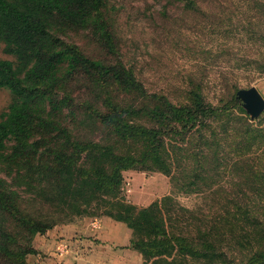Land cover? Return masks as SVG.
<instances>
[{"label": "rangeland", "instance_id": "obj_1", "mask_svg": "<svg viewBox=\"0 0 264 264\" xmlns=\"http://www.w3.org/2000/svg\"><path fill=\"white\" fill-rule=\"evenodd\" d=\"M47 25L68 46L107 66L117 58L100 45L106 31L109 32L119 59L133 69L147 92L163 95L173 104L190 105V91L196 86L201 88L205 101L218 106L227 104L239 88L253 86L264 98V0H191L190 3L103 0L99 13L88 9L79 12L74 23L51 19ZM61 48L60 41L49 39L43 50L49 56ZM0 59L18 62L4 51L1 39ZM34 62L32 58L18 76L34 79L30 72ZM94 77L79 65L69 66L68 54H64L61 61L53 63L39 77L41 83L51 86L56 98H63L62 105L53 111L39 97L32 102L33 109L64 126L75 140L97 141L138 156L144 149L141 141H119L93 110L108 113L109 106L103 101L107 97L116 109H127L123 116L129 122L160 126L147 113L155 103L118 86L100 87ZM13 99L12 92L1 87L0 111L7 112ZM214 116H222L209 120L210 130L216 133L213 138L218 145L216 151H209L208 158L203 160L194 155L190 159L181 158L184 153L176 150L179 154L173 155L176 167L172 173L178 179L175 187L170 174L152 164L136 162L121 171V184L115 196L98 191L94 197L103 199L99 205L93 200L75 207L68 203L70 194L63 190L69 182L65 176L54 180L37 177L32 170H26V155L14 160L5 158L14 144L12 138L6 139L0 148V177L18 192L19 211L23 215L47 218L53 223L50 229L76 226L74 232L80 248L86 255H93V264L246 262V256L264 251V109L252 117L241 103L228 113ZM168 132L165 149L170 147L173 136V132ZM42 135L51 146L50 152L62 148L61 140H49V134L34 132L28 140ZM44 148L40 145L34 155H27L40 162L44 159L41 152ZM81 157L80 165L85 160L84 151ZM181 167H185L182 172ZM79 169V166L73 168L72 185ZM182 182L193 184L187 189L180 188ZM165 196L172 198L164 203ZM118 199L138 208L158 201L164 209L162 214L169 232L187 233L199 239L205 228L215 242L214 250L206 257L197 258L195 253L179 252V245L173 241L174 246L167 248L169 253L156 249L142 252L131 240L142 237L150 241L153 237L144 232L134 234L124 221L103 213ZM3 230L21 241L25 233L16 220L0 210V232ZM48 230L30 238L29 243L37 253L27 254L26 264H49L48 253L42 251L43 245L39 243ZM66 234H62V239L68 248V242L76 238L69 232ZM0 264L12 263L0 258Z\"/></svg>", "mask_w": 264, "mask_h": 264}, {"label": "trees", "instance_id": "obj_2", "mask_svg": "<svg viewBox=\"0 0 264 264\" xmlns=\"http://www.w3.org/2000/svg\"><path fill=\"white\" fill-rule=\"evenodd\" d=\"M102 2L103 0H0V39L4 42V51L12 54L18 61L14 63L12 60L0 59V88H8L15 96L8 104V111H0V148L6 139L12 138L14 144L5 156L6 159L14 160L26 155L24 158L26 170H32L37 177L54 180L65 176L69 182L63 190L70 194L68 203L75 207L81 203H91L93 200L99 205L103 199L94 197L98 191H106L115 196L121 184V171L131 168L136 162L152 164L158 170L170 174L172 186H177V175L172 174L176 167L173 155L179 154L176 150L184 153L181 154V158L190 159V155H194L197 159L206 160L209 151L214 153L218 147L213 141L216 133L210 130L209 120L221 118L222 116L214 115L228 113L242 103L234 94L227 104L214 105L204 100L201 88L196 86L190 91V105L173 104L163 95L147 92L142 81L136 78L133 69L119 59L116 43L109 32L106 31L100 45L117 58L115 63L107 66L85 57L75 47L68 46L49 30L47 23L51 19L74 23L81 11L92 9L99 13ZM49 39L60 41L63 48L52 51L48 56L43 47L45 41ZM64 54H68L69 66L79 65L86 69L95 76L94 80L98 86H118L148 100L152 99L155 103L147 113L160 123V126L129 122L123 116L127 109H116L107 97L103 101L109 106L108 113L93 110L97 118L119 141H141L144 149L138 156L117 151L112 146L102 145L97 141L75 140L64 126L47 119L33 109L32 102L39 97L43 98L53 111L62 105L63 98H56L51 92V86L41 83L39 77L53 63L61 61ZM32 58L35 62L30 66V72L35 78H20L19 70L31 63ZM164 125H169V128ZM168 131L173 132L171 133L173 136L170 138V147L165 149ZM207 131H210L209 134ZM34 132L51 135L49 140L60 139L62 148L58 147L50 152L51 146L43 135L28 140ZM191 139L195 140L192 142ZM40 145L45 147L41 151L44 159L36 162L37 160L34 161L33 157L27 154L34 155L33 152ZM195 150L196 152L192 154ZM83 151L85 160L84 164L80 165ZM49 155H52V159ZM76 166L80 169L77 172L76 183L72 185L70 175ZM184 168L181 167V172ZM192 184L182 182L179 187L187 189ZM18 196V192L0 177V210L16 220L25 232L22 241L7 230L0 232V258L10 260L12 264H26L25 256L37 253L29 243L30 238L35 233H44L53 223L47 218L23 215L19 211ZM171 198L165 196L164 203ZM163 211L162 204L158 201L150 203L145 208H138L118 199L103 213L124 221L134 234L144 232L149 237L151 235L153 238L150 241L142 237L131 240L133 246L142 252L145 249H156L159 252L163 251L161 253H169L167 248L174 246L173 241L179 245V252L195 253L197 258L206 257L209 251L214 250L215 242L205 228L199 239L192 238L186 235L187 233L169 232ZM254 263L264 264V251H256L251 256H246V262L233 264Z\"/></svg>", "mask_w": 264, "mask_h": 264}, {"label": "crops", "instance_id": "obj_3", "mask_svg": "<svg viewBox=\"0 0 264 264\" xmlns=\"http://www.w3.org/2000/svg\"><path fill=\"white\" fill-rule=\"evenodd\" d=\"M76 226H64L54 227L46 232V237L39 240V243L43 245V252H47V259L49 264H93V255H86L80 248V243L77 234H75ZM66 232L73 235L76 239L69 241V247L65 246L62 239V234L68 236ZM84 245L87 243L82 241ZM41 247V246H38ZM59 249V250H56ZM40 249V248H39ZM52 254L51 256L49 255ZM103 264V263H102Z\"/></svg>", "mask_w": 264, "mask_h": 264}, {"label": "water", "instance_id": "obj_4", "mask_svg": "<svg viewBox=\"0 0 264 264\" xmlns=\"http://www.w3.org/2000/svg\"><path fill=\"white\" fill-rule=\"evenodd\" d=\"M235 96L240 99L242 105L252 117H256L264 109V98L253 86L237 89Z\"/></svg>", "mask_w": 264, "mask_h": 264}]
</instances>
